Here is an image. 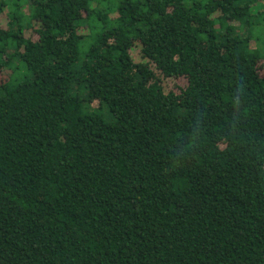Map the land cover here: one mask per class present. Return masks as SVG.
Segmentation results:
<instances>
[{
	"label": "trees",
	"instance_id": "obj_1",
	"mask_svg": "<svg viewBox=\"0 0 264 264\" xmlns=\"http://www.w3.org/2000/svg\"><path fill=\"white\" fill-rule=\"evenodd\" d=\"M0 264H264V0H0Z\"/></svg>",
	"mask_w": 264,
	"mask_h": 264
}]
</instances>
